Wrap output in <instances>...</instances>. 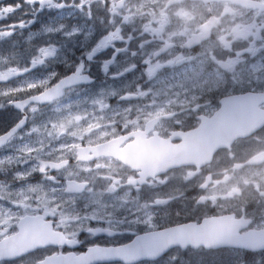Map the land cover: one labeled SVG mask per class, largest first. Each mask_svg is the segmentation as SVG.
<instances>
[{"label":"flooded vegetation","instance_id":"flooded-vegetation-1","mask_svg":"<svg viewBox=\"0 0 264 264\" xmlns=\"http://www.w3.org/2000/svg\"><path fill=\"white\" fill-rule=\"evenodd\" d=\"M155 29L127 17L120 0H0V243L25 222L20 239L33 249L12 264H38L53 253L88 260L93 250H136L141 235L206 219L217 224L219 245L188 244L159 257L141 247L153 262L140 264H247V256L264 254V226L228 214L177 213L179 201L164 196L198 195L180 179L192 175L187 164L174 163L248 147V136L229 142L213 127L237 124L241 115L264 125V59L250 47L234 53L223 72L208 63L204 71L215 84L247 57L257 81L213 92L196 119L181 107L196 99L187 84L201 69L188 67L179 49L173 56L157 46ZM53 89L62 94L47 100ZM162 122L171 127L165 131ZM164 176L170 178L159 183ZM235 233L250 241L258 235L259 249L231 246ZM97 255L90 264H107Z\"/></svg>","mask_w":264,"mask_h":264},{"label":"clouds","instance_id":"clouds-1","mask_svg":"<svg viewBox=\"0 0 264 264\" xmlns=\"http://www.w3.org/2000/svg\"><path fill=\"white\" fill-rule=\"evenodd\" d=\"M120 4L127 17L156 25L157 46L166 47L173 56L179 49V54L189 61L188 67L201 69L199 78L187 84L190 97H196L181 107L187 116H204L201 109L211 104L213 92L256 83L257 78L247 71V57L244 63L234 66L233 73L215 84L209 82L211 74L204 68L211 62L214 71L223 72V65L234 53L250 47L264 59V0H120ZM162 22L167 25L163 32L159 30ZM234 74H240V79H235ZM259 83L264 85V77L259 78ZM160 127L167 131L171 126L162 122ZM245 139L248 147L240 152L213 154L186 166L192 175H182L180 179L189 184L187 190L195 188L198 195L188 198L183 192L180 196L165 193L168 202L179 201L177 213L228 214L245 223L264 226V134L258 137L249 133ZM169 178L164 176L159 183Z\"/></svg>","mask_w":264,"mask_h":264},{"label":"water","instance_id":"water-1","mask_svg":"<svg viewBox=\"0 0 264 264\" xmlns=\"http://www.w3.org/2000/svg\"><path fill=\"white\" fill-rule=\"evenodd\" d=\"M240 106H243V104H241ZM249 123L250 120H247L244 115H241V119L238 120L235 130L231 129L233 123L230 122L226 124H220L213 128L219 129L223 133L228 134L229 136L227 137V140L230 141L238 137V135H240L241 132L246 129ZM216 227L217 224H215L211 220H205L203 222V225H200L199 227L188 226L187 228H185L184 226H180L175 227L174 229H165L164 231L156 232L155 238L148 244V246L152 248L155 247L157 251H160L162 249L165 250L167 248L175 246L176 244H181V242L186 244L190 243L192 244V246H198L199 244H203L205 246L208 245L209 247H213V245H219V242L216 241V235L213 234ZM222 230L223 229H220V232H222ZM235 245L244 249L247 248L250 250H257V245L255 244V242L252 241L251 245V243L248 242L245 237L238 239L235 242ZM1 252L16 254L17 251L7 249L0 250V253Z\"/></svg>","mask_w":264,"mask_h":264},{"label":"rangeland","instance_id":"rangeland-1","mask_svg":"<svg viewBox=\"0 0 264 264\" xmlns=\"http://www.w3.org/2000/svg\"><path fill=\"white\" fill-rule=\"evenodd\" d=\"M166 218V217H165ZM164 218V219H165ZM137 221L138 220H135L134 221V227H135V224L137 223ZM137 227H135V229H136ZM217 254H219V253H217ZM216 255V254H215ZM214 255V256H215ZM224 255V254H223ZM248 257V261H247V264H260V263H262V264H264V254H258V255H249V256H247ZM226 258H228V257H226ZM228 260H229V264H233V260L232 259H230V258H228ZM260 260V261H259ZM258 261H259V263H258ZM215 263L216 264H221L220 262H218L217 263V261H215Z\"/></svg>","mask_w":264,"mask_h":264},{"label":"bare ground","instance_id":"bare-ground-1","mask_svg":"<svg viewBox=\"0 0 264 264\" xmlns=\"http://www.w3.org/2000/svg\"><path fill=\"white\" fill-rule=\"evenodd\" d=\"M185 227V226H184Z\"/></svg>","mask_w":264,"mask_h":264}]
</instances>
